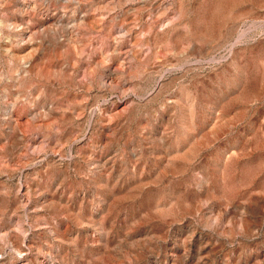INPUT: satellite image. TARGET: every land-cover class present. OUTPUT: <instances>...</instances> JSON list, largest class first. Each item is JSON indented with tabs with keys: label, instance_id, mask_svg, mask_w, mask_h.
Returning a JSON list of instances; mask_svg holds the SVG:
<instances>
[{
	"label": "rangeland",
	"instance_id": "1",
	"mask_svg": "<svg viewBox=\"0 0 264 264\" xmlns=\"http://www.w3.org/2000/svg\"><path fill=\"white\" fill-rule=\"evenodd\" d=\"M0 264H264V0H0Z\"/></svg>",
	"mask_w": 264,
	"mask_h": 264
},
{
	"label": "bare ground",
	"instance_id": "2",
	"mask_svg": "<svg viewBox=\"0 0 264 264\" xmlns=\"http://www.w3.org/2000/svg\"><path fill=\"white\" fill-rule=\"evenodd\" d=\"M60 1V0H59ZM29 5V4H28ZM77 5V4H76ZM26 6V5H25ZM23 7V6H22ZM30 8V7H29ZM33 9H34V7H33ZM41 13V12H40ZM77 15V14H76ZM12 24V23H11ZM79 25V24H78ZM11 26V25H10ZM46 27V26H45ZM27 38H28V36H27ZM30 66V65H29ZM11 116V115H10Z\"/></svg>",
	"mask_w": 264,
	"mask_h": 264
}]
</instances>
